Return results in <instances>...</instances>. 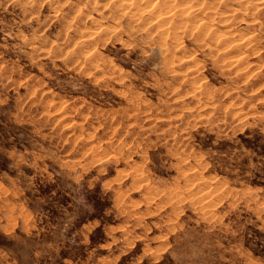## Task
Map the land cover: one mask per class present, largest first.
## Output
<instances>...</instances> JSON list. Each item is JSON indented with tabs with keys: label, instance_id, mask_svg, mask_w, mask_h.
Instances as JSON below:
<instances>
[{
	"label": "rangeland",
	"instance_id": "374dc122",
	"mask_svg": "<svg viewBox=\"0 0 264 264\" xmlns=\"http://www.w3.org/2000/svg\"><path fill=\"white\" fill-rule=\"evenodd\" d=\"M260 146L264 0H0V264H264Z\"/></svg>",
	"mask_w": 264,
	"mask_h": 264
},
{
	"label": "trees",
	"instance_id": "16d2710c",
	"mask_svg": "<svg viewBox=\"0 0 264 264\" xmlns=\"http://www.w3.org/2000/svg\"><path fill=\"white\" fill-rule=\"evenodd\" d=\"M246 144H247V147H250V142H246ZM260 149H261V151H262V154L261 155H264V146H260Z\"/></svg>",
	"mask_w": 264,
	"mask_h": 264
},
{
	"label": "bare ground",
	"instance_id": "6f19581e",
	"mask_svg": "<svg viewBox=\"0 0 264 264\" xmlns=\"http://www.w3.org/2000/svg\"><path fill=\"white\" fill-rule=\"evenodd\" d=\"M87 8V7H86Z\"/></svg>",
	"mask_w": 264,
	"mask_h": 264
}]
</instances>
